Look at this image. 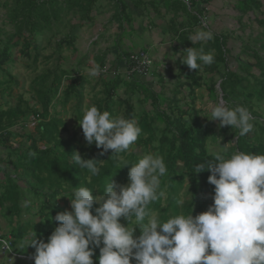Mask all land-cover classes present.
Segmentation results:
<instances>
[{
  "label": "trees",
  "instance_id": "1",
  "mask_svg": "<svg viewBox=\"0 0 264 264\" xmlns=\"http://www.w3.org/2000/svg\"><path fill=\"white\" fill-rule=\"evenodd\" d=\"M102 1L0 0V7L4 10L1 14L3 25L0 28V75L4 78L0 77V146L7 151V157L14 158V160L0 158V177H5L0 181V212L7 213L9 226L7 233L0 235V239L8 240L11 251L16 254L34 256L33 247L21 246L28 240L29 234H31L30 239L36 235L38 240L47 242L48 237L60 223L54 219L56 214L72 211L71 205L68 204L71 203L70 199H74L76 189L87 187L92 190L93 196H102L110 180L119 185H127L131 165L137 163L146 154L163 156L167 166L166 175L160 177V186L157 190L159 198L148 206L150 215L154 213L153 215H157L161 221H166L177 214H194L196 210L199 213L204 212L203 202L198 197L208 189L212 196L214 195V185L208 182L211 172L207 166L216 162L214 159L216 153L208 150L207 141L212 129L207 121H200V111L195 108L194 103L196 90L202 86L207 90L210 99L216 97L214 76L221 80L220 89L227 107L243 106L255 116H260L256 110L261 107L260 101L264 100V58L260 60L258 55L250 54L256 58L260 68V74L254 76L251 73L252 66L244 62L240 55H236L234 58L238 69L244 73L238 76L236 71L229 67L231 63L226 59V55L229 54L230 48L227 39L221 35L214 34L212 40L200 45L198 42L189 41L190 31H180L179 27L174 29L173 24L170 25L177 41L185 44L186 49L200 47L205 54L210 53L214 57L211 65L198 62L201 63V67L195 71L182 64L185 57L182 54L183 57L176 63L175 82L170 90V96L153 90L150 82L146 80V77L156 76L159 84L164 82L153 65L150 74L145 76L128 73L127 57L135 50L128 52L121 50L117 55V59L124 63L123 72L120 71L117 63L111 64L114 69L104 66L103 54L92 56L93 65L88 64L89 71L84 74L81 69H73L74 73H72L73 70L62 66L63 58L66 59L61 57L62 50L66 47L73 53L77 52L74 44L75 30L81 28L84 22L94 21L95 15L102 12ZM105 1L111 7L109 10H112L109 17L119 23L128 22L133 11L135 12L140 6L146 7L156 2L155 0ZM193 1L190 0L191 5ZM240 1L245 4L247 2V0ZM162 3L167 9L172 8L176 11L181 7L183 12H188V5L184 1L162 0ZM253 4V7L260 8L261 1L253 0ZM188 15L193 25H197V15ZM4 25H8L10 29L6 30ZM124 26L120 24L119 28L123 29ZM260 36H257L256 40L260 42V48H264V41H261ZM16 48H19L16 52L29 61V66L36 68L42 59L44 64H49L51 67H44L31 80L32 104L30 100L19 95L15 106H7L3 95L10 94L9 85L14 83L10 69L15 61ZM47 51L49 52L45 53ZM100 57L103 59L100 60ZM83 61L80 59L79 63ZM96 65L100 66V77L97 82L102 86L98 90H96L98 83L94 82L92 85L90 80V71ZM220 65L224 67L223 70H220ZM250 77L253 78L252 82L248 80ZM86 81L93 91L96 90L90 107L94 105L101 111L107 110L112 117L123 116L126 119L138 120L141 134L129 150L119 154V158L112 155L111 150L103 152L101 148L95 146V143L88 145L85 139L82 141L83 131L79 123L77 129L68 137L62 136V133H67L68 129L65 121L58 116L56 105L58 103L66 105L70 99H74L76 120L80 121L83 117L80 106L83 102ZM245 81L253 85L250 86L251 91H245L246 87L242 85ZM121 87L125 96L118 93ZM184 92H187L189 101L181 105L178 96ZM134 100L139 104V108L133 104ZM120 108H123L122 114L119 112ZM28 115H31L32 120L36 122L34 130L31 131L25 130V126L30 122L26 119ZM250 122L253 124V131L244 136L239 135L238 128L230 126L220 127L214 134V138L218 133L223 135L224 139L227 138L228 133L236 137L235 143L226 147V156L237 152L264 154V123L256 117ZM74 151L84 159L95 160L100 174L93 176L88 170L80 169L73 162ZM8 159L13 166V172L2 165L4 164L2 162ZM125 160L129 165L123 167ZM200 164L205 166V170L195 173V166ZM12 174L15 175L11 176ZM186 178L189 179L187 187L189 186L191 190H186L185 193H191V198L181 203L180 192L186 186ZM25 201L28 203H23ZM60 201L63 204H60ZM33 207L39 216L38 223L21 219V211H29V208ZM95 207L98 205L94 204L93 209ZM147 219L144 223H147ZM120 223L135 227L134 231L138 236L140 235L139 226L134 218L127 224V221L121 217ZM98 257L99 248H95L93 264H98ZM14 262L34 264L33 259L21 257H16ZM132 264H135L134 260Z\"/></svg>",
  "mask_w": 264,
  "mask_h": 264
},
{
  "label": "clouds",
  "instance_id": "2",
  "mask_svg": "<svg viewBox=\"0 0 264 264\" xmlns=\"http://www.w3.org/2000/svg\"><path fill=\"white\" fill-rule=\"evenodd\" d=\"M213 38L211 31L198 29L189 41ZM184 52L182 64L190 70L199 69L198 62L211 65L214 61L203 48L189 47ZM99 74L100 66L96 65L90 75ZM208 118L218 120L221 127L238 128L240 136L253 131L251 113L243 106L217 104ZM78 123L88 145L95 143L118 158L141 134L136 118L112 117L94 105ZM72 159L91 175L100 174L95 160L84 159L75 151ZM214 159L216 162L207 166L214 202L195 217L177 214L161 221L150 215L148 206L159 198L160 177L166 175L167 166L163 156L146 154L131 165L127 185L110 180L99 198L91 189L79 187L70 199L72 211L58 212L54 217L60 223L47 242L34 235L21 246L35 249L34 264H93L95 248H99L98 264H132L133 260L135 264H264V154L225 156L218 152ZM127 165L129 162L123 161V167ZM204 170L203 164L195 166V173ZM94 204L98 207L93 209ZM121 217L127 224L134 218L140 235L134 236L135 227L121 224ZM0 252L4 258L19 257L12 254L6 239H0Z\"/></svg>",
  "mask_w": 264,
  "mask_h": 264
},
{
  "label": "rangeland",
  "instance_id": "3",
  "mask_svg": "<svg viewBox=\"0 0 264 264\" xmlns=\"http://www.w3.org/2000/svg\"><path fill=\"white\" fill-rule=\"evenodd\" d=\"M155 1L158 4V8L161 13L156 16L153 15V17L155 18V20L157 18L160 24L165 25V22L169 23L170 25L173 24L172 28L174 29H177L178 26L182 24L183 26L180 27L179 30L181 29L180 31H190L188 34V38L191 35H193L195 31L198 29L209 30L213 34L221 35L222 37L227 39L228 47L230 48L229 54L226 55V59L229 60L231 63V66L229 67H232L236 71L238 76L244 75L243 71L241 72L238 69V66L236 64V59L234 58L236 57V55H240L239 57L244 62L252 66L251 73L254 76H257L260 74V68L258 67L256 63V58L254 56L258 55L260 60L261 59L263 60L264 58V48H260V42L256 40V37L261 35L260 36L261 41H264V0H260L261 1L260 8L253 7L254 5L253 0H247L246 4L240 0H209V2L211 1L210 4L212 6V9L211 7H209V9L207 10L209 12V15L203 14L204 10L202 6L205 0H202V1L195 0L197 4L199 5V6H196V3H195L196 9L192 8V5H191L192 2H190V0L189 1L184 0V2L188 5L187 6L188 12H185V14H183L182 11H180L181 13L180 15L182 18L178 17L175 19H174V16L171 14H163L165 13L164 11H166L167 13V10L169 9H171V11L174 12V9L172 8L167 9V7L163 5L162 0H155ZM101 4H102V12L95 15L96 18L94 19V21L84 22L81 28L79 29L77 28L75 30L76 38H75L74 44L77 49V52L73 53V51L70 48H66V47L65 49L62 50L61 57L62 58L66 57V59L63 58L64 61L62 63V66L70 68L71 70L81 69V71L84 74L89 71L88 64L93 65L92 56L101 55V54H103L102 56L105 57L104 66H106L107 68H109L110 66V69H111L112 68L111 64H114L115 62L118 65L117 56H115L111 52H114V53L116 52L118 54L120 45H123V43H125V40H127L129 33H132V36L135 33H133L134 30L130 28L120 29L119 25L120 24L124 25V23H119V21H116V20L113 21V19L109 17L110 13H112V10H109L111 7L108 6L105 0H103ZM232 4L235 6V8H232ZM215 8H217L220 12H223V13L226 11L227 13L231 12L233 14L235 13L236 14L233 15V17L231 15L224 17L223 21L219 23L218 20H214V19L217 16L220 17L223 13H219L218 15H216V17L215 15L213 16L212 12L216 11ZM231 8L234 9L235 12L234 11L232 12ZM3 12L4 10L0 7V28L3 25L1 22V19H2L1 14H3ZM186 13L190 15L195 13L194 15H197L198 17V24L193 25V21L189 19L190 16L186 15ZM220 18L222 19V17ZM171 19H172V22H171ZM148 20L149 19H146L145 17V21L149 22ZM147 22H145L146 25H148ZM4 27L6 30L10 29L8 25H4ZM190 27L192 29H190ZM139 39L143 40L141 35H139ZM163 42H165L167 46L166 51L169 53L168 54L169 56L167 55L168 57L166 61L161 64L162 66H160V69L162 68V72H158V74H160V76L163 77L164 82L162 84H159L157 82L156 76L146 77V80L150 82L151 88L153 90L157 91L158 93H163L166 96H170L171 94L170 90L173 88L174 82H175L174 75H176V69H177L176 63L179 58L183 57L182 54L184 56L186 55V52H184L186 50V45L183 43L182 44L179 43L177 41V38L170 33L168 34L166 41L164 40ZM200 43H204V42H198V44ZM245 45H247V47L249 45V48L245 47ZM174 47H176V50L174 49ZM17 49L19 48H16L15 50V53H14L15 61L10 69L11 74L14 77V83H11L9 85L10 94L3 95L4 100L7 101V104H8L7 106H15L17 103V97L19 95H22L24 99L30 100L32 104L31 98L33 97L32 96L33 95L32 93L33 83L31 80L34 78L36 74L40 73L44 67H51V65L49 64H44L42 62V59L40 62H38L36 68H34V66H31V65L29 66V61L21 57L16 52ZM198 49H200V47ZM48 52L49 51L45 53H48ZM250 54L254 56H250ZM101 58L102 57H100L99 59L101 60ZM80 59L84 61L82 63H79ZM119 68L121 72L125 70V66L124 67L120 66ZM223 68L224 67L220 65V70H223ZM112 69H114V67ZM72 73H74V70L72 71ZM121 74L124 75L123 73ZM0 77L2 78V75H0ZM98 77H100V75L90 76L92 85L94 82L95 83L97 82ZM214 78L216 81L215 83L216 97L213 99H210L208 96L207 90L205 89L204 86H202L201 88L196 90V97H195L194 104H195V108L200 111L199 112L200 121L201 122L207 121L208 125L212 129V131L209 134L210 137L207 141L208 150L211 152H215V153L219 152L226 156V153H225L226 147L233 145L235 143L236 137L232 136L231 133H228L226 136L227 138L224 139L223 135L218 133L217 137L214 138V134L220 129L221 126L219 125L218 120H210L208 118L210 117V109L217 104H224L225 106H227L226 102L223 100V97H222L223 94L220 89L221 80L220 78H217L215 76ZM248 80L252 82L253 78L250 77ZM87 81H88V77H87ZM87 81L85 83L84 91H83V102H82V105L80 106V111L82 112V114H84L85 110H87L90 107L91 101L96 94L95 91L102 88L100 83L97 82L98 86L96 87V90L93 91L91 89V85H89ZM242 83H243L242 85L246 87L245 88L246 92L251 91L250 86H253V85H249V83L246 81ZM118 93L121 96H125V92L122 87L119 88ZM186 93L187 92H184L178 96V98L180 99L179 102L181 101L180 103L181 105H183V103L186 104L189 101L188 100L189 96H186ZM4 100H1V101H4ZM73 104H74V99H70V101L66 105L58 103L56 105L57 107L55 108V110L59 112L58 116L61 117L65 121L67 129H68L67 133H62L63 137H68L78 127L79 121L76 120V112L73 108ZM133 104H136L137 108L140 107L139 104L135 100L133 101ZM233 104H235V101L233 102ZM260 105L261 107L258 110H256L257 113L260 114V116L257 117L253 113H251V116L252 118H255V117L258 118L259 121L264 123V100H262V102L260 101ZM51 112H53V110ZM119 112L120 114H122L123 108H120ZM26 119L30 122L25 126V130L26 131H31V129L34 130V126L36 125L35 124L36 122L32 120L31 115H28ZM83 140H84V136H82V141ZM5 157L12 158V157H7V151L5 150V148H2L0 146V158H5ZM12 160H14V158H12ZM2 163H4L2 165L8 168L7 170L9 171L13 170V166L12 164L9 163V159L3 161ZM14 175L15 174H12L11 176H14ZM4 178L5 177H2V178L0 177V181L3 180ZM188 184H189V179L186 178L185 180L186 186H184L183 190H181L180 192L181 193V196H180L181 203L191 198V193L189 192L185 193L186 190L188 191L191 190L189 186L187 187ZM26 197L28 196L26 195ZM99 197L100 196H97V198ZM212 197L213 196L210 193L209 189L205 190L203 195L199 194L198 199L203 202L202 204L204 205L205 211L208 209L210 205L213 204L214 201ZM26 199H29V198H26ZM23 203H28V202L25 201ZM59 203L63 204L62 201H60ZM70 205L71 203L68 204V206ZM21 213H22L21 219L29 220L33 223H38L39 216L37 215L34 207L29 208V211L22 210ZM198 214L200 213L196 210L194 214H190V215L195 217ZM8 229H9V226H8L7 213L5 211L3 213L0 212V235L6 234ZM134 236H138L136 234V231H134ZM30 237H31V234L27 236L28 240H30ZM13 253L14 252L12 251V254ZM3 255L5 254L3 252H0V264H17V262L13 263V261H11L17 257L16 255H12L10 259L4 258ZM18 255L19 257L23 259L32 260V256H27L24 254L23 255L18 254Z\"/></svg>",
  "mask_w": 264,
  "mask_h": 264
},
{
  "label": "crops",
  "instance_id": "4",
  "mask_svg": "<svg viewBox=\"0 0 264 264\" xmlns=\"http://www.w3.org/2000/svg\"><path fill=\"white\" fill-rule=\"evenodd\" d=\"M181 1H184V0H181ZM195 3H196V6H199L197 4V2L194 0L193 4H192V8L196 9ZM210 3H211V1L210 2L204 1L203 6H202V8L204 10L203 14L209 15V12L207 10L209 9V7H211V9H212V6ZM232 3H233V1H232ZM157 5L158 4L155 2V4H152V5L150 4V5H147L146 7L140 6L138 9H136L135 12H133V14L131 15L132 17L130 18V20L128 22H125V21L123 22L125 25L123 29H129L130 28V29L134 30L133 33H135V34L132 36V33H129L127 40H125V43H123V45H120L119 53L121 50H125L128 52L130 50L133 51V50H137V49H144L150 54V56L153 60L154 70L156 72H162V68L160 69V66H162L161 64L163 62H165L167 57L169 56L168 55L169 53L166 51L167 46H166L165 42H163V41L164 40L166 41V38H167L169 33L172 35H174V33L170 29L169 23L165 22V25L160 24L159 20H157V18L155 20V18L153 17V15L156 16V15H159L161 13ZM232 8H235V6L233 4H232ZM139 9H141V10H139ZM215 9H216V11L213 10L214 12H212L213 16L215 15V17H216V15H218L219 13H223V12H220L217 8H215ZM180 11H182V13L185 14V12H183V9L181 7L180 8L178 7V9H176V11H174V12H172L171 9H169V10H167V13H166V11H164L165 13H163V14H171L174 16V19H175V18L181 17ZM233 11H234V9H232V12ZM235 14H233L231 12L227 13L225 11L220 16V17H222V19L219 16H217L216 17L217 19L215 18L214 20H218L220 23L221 21H223L224 17L230 16V15L233 17V15H235ZM186 15H188V14L186 13ZM213 16H211V17H213ZM145 17H146V19H149L148 20L149 22L145 21ZM145 22H147L148 25H146ZM182 26L183 25L180 24L178 27L180 28ZM139 35H141L143 40L139 39ZM174 49L176 50V47H174ZM111 53H113L115 56L119 55V53L117 54L116 52L115 53L111 52ZM117 60H119V59H117ZM122 60H123V58H122ZM118 66L124 67L123 61L119 60Z\"/></svg>",
  "mask_w": 264,
  "mask_h": 264
},
{
  "label": "built area",
  "instance_id": "5",
  "mask_svg": "<svg viewBox=\"0 0 264 264\" xmlns=\"http://www.w3.org/2000/svg\"><path fill=\"white\" fill-rule=\"evenodd\" d=\"M127 58L128 73L139 74L142 76L150 74L153 60L144 50L139 49L137 51H133Z\"/></svg>",
  "mask_w": 264,
  "mask_h": 264
}]
</instances>
